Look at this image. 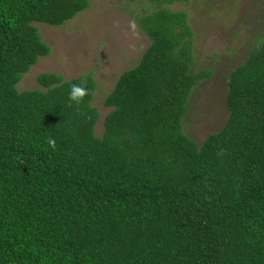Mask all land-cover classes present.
Instances as JSON below:
<instances>
[{"label":"trees","instance_id":"1","mask_svg":"<svg viewBox=\"0 0 264 264\" xmlns=\"http://www.w3.org/2000/svg\"><path fill=\"white\" fill-rule=\"evenodd\" d=\"M148 39L102 99L86 74L40 71L32 22L88 0H0V264H264V29L225 75V117L195 143L180 131L191 71L182 9L145 0ZM72 85L89 95L77 106ZM55 140V149L47 140Z\"/></svg>","mask_w":264,"mask_h":264},{"label":"rangeland","instance_id":"2","mask_svg":"<svg viewBox=\"0 0 264 264\" xmlns=\"http://www.w3.org/2000/svg\"><path fill=\"white\" fill-rule=\"evenodd\" d=\"M158 6L185 12L191 31L189 68L208 70L190 87L179 124L180 131L199 143L225 117V75L264 29V0H187ZM151 9L145 0H88L85 8L59 24L32 22L48 52L21 73L16 89L39 88L34 76L40 71L62 79L88 75L93 82L89 104L97 111L92 129L98 135L108 109L102 99L118 73L132 66L148 43L138 26L132 32L130 21Z\"/></svg>","mask_w":264,"mask_h":264},{"label":"clouds","instance_id":"3","mask_svg":"<svg viewBox=\"0 0 264 264\" xmlns=\"http://www.w3.org/2000/svg\"><path fill=\"white\" fill-rule=\"evenodd\" d=\"M115 26L119 27V24L117 23ZM129 27L132 30V32L135 33L137 27L136 22L134 20L130 21ZM87 95H89V91L86 87H83L81 85H72L69 94V100L75 102V104L78 106L83 101L84 97ZM47 143L51 148H53V150L55 149L54 139L48 138Z\"/></svg>","mask_w":264,"mask_h":264}]
</instances>
